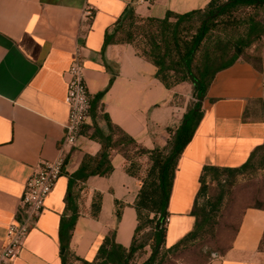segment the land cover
Masks as SVG:
<instances>
[{
    "label": "crops",
    "instance_id": "crops-1",
    "mask_svg": "<svg viewBox=\"0 0 264 264\" xmlns=\"http://www.w3.org/2000/svg\"><path fill=\"white\" fill-rule=\"evenodd\" d=\"M208 1L0 0V248L8 225L23 215L20 199L35 163L57 155L69 113L64 73L77 48L91 98L81 136L12 264H62L59 225L70 213L69 204L77 208L67 241L69 254L92 261L107 236L129 246L137 225L133 203L141 182L125 171L124 154L112 149L109 175L75 180L69 186V175L83 155L101 149L100 142L83 129L96 122L107 132V117L137 144L154 148L166 144L168 127L179 123L184 112L171 102L173 90L159 80L150 60L131 43H106L105 35L113 32L130 7L141 17H163L167 9L181 13ZM87 6L93 12L88 25L80 21ZM259 55V68L238 57L219 70L200 99L202 117L174 171L165 248L195 224L191 211L203 166L238 167L264 142V37ZM95 192L101 194L96 217L91 212ZM263 242L264 208L247 206L229 246L190 264H264Z\"/></svg>",
    "mask_w": 264,
    "mask_h": 264
},
{
    "label": "trees",
    "instance_id": "trees-1",
    "mask_svg": "<svg viewBox=\"0 0 264 264\" xmlns=\"http://www.w3.org/2000/svg\"><path fill=\"white\" fill-rule=\"evenodd\" d=\"M263 9L264 0H209L204 7L185 12L180 13L167 9L163 17H141L130 7L123 17L117 21L113 32L105 35L106 43H131L137 52L157 67V77L165 87L172 88L179 82L190 80L196 90L197 100L193 106L183 113L179 125L174 129L168 127V130L171 131V137L168 141L167 148L169 151L166 155L163 154L162 148H146L137 144L132 137L114 127L107 117H105L107 132H104L96 122H93L91 126H87L85 130L83 129V133L100 142L101 149L95 155L89 153L83 155L78 168L69 175V186L75 180L86 181L90 176L109 175L113 170L110 157L111 150L121 151L127 160L125 171L137 177L141 182L133 203L137 215V225L128 247L107 236L99 246L94 260L78 259L69 254L67 249L70 231L77 217L76 206L72 205L70 207L69 204L70 213L61 217L59 225V234L63 242L61 248L64 249L61 254L62 264H161L164 256L184 251L189 247L190 243L194 242L200 232L208 225L218 233L222 224H219V221L214 223L213 217H215L214 214L217 213V209H220V215L223 211L220 204H222L223 199L224 179L221 180L220 177H232L242 172L249 164L251 165V159L255 152L264 149V142L238 167L203 166L196 199L206 193L205 178L207 176L218 179V197L215 203H210L209 209L199 207L195 199L191 211L195 216L193 228L174 244L164 248L163 253L157 259L165 239V226H163V223L167 215L177 159L191 140L202 117L200 98L205 96L214 75L219 70L233 64L238 57H242L259 68L261 59L259 46L264 37V21L259 19L258 15ZM127 21L130 25L127 28L128 30L123 28ZM223 26H227L230 31L221 34L218 29H225ZM216 30L219 34L215 33ZM120 33L122 35L118 38L117 36ZM137 36L141 38L140 43L144 46L141 51L137 49L134 43ZM256 45H258L257 52L250 53L251 55L248 54L247 50ZM199 54L203 56L201 62H198ZM90 129L92 131L88 133ZM143 154L148 155L151 164L147 173L141 175L137 174L135 170L138 166L137 160H140ZM100 203L101 194L95 192L91 208L94 217L97 216ZM248 206L264 208V205L258 204ZM116 214L118 217L120 216L119 208L116 209ZM151 214L153 215L151 216ZM238 221L234 227V232ZM146 229L152 230V243H150L152 251L150 256L143 262L137 263L140 252L147 245V242L143 239L144 237L139 238L143 230ZM232 237L233 235L228 245L223 249H212L206 243L201 248V252L205 256L194 263L201 262L215 252H223L229 246Z\"/></svg>",
    "mask_w": 264,
    "mask_h": 264
},
{
    "label": "rangeland",
    "instance_id": "rangeland-1",
    "mask_svg": "<svg viewBox=\"0 0 264 264\" xmlns=\"http://www.w3.org/2000/svg\"><path fill=\"white\" fill-rule=\"evenodd\" d=\"M258 17L261 20L264 18V9L260 11ZM129 26V21H127L125 26L123 25V28L127 29ZM223 27H225V29H218L221 34H226L228 31H230L227 26ZM218 31L216 30L215 33L219 34ZM121 35L122 33H120L117 37L119 38ZM140 39L141 38L137 36L134 42L139 51H141L144 47L143 44L140 43ZM257 48L258 45L248 49V54L256 53ZM202 57L203 56L199 54L198 62L202 61ZM171 90H173L171 93V102L177 107L181 108L183 112L187 111L191 106H193L197 100L195 95L196 90L194 89V85L190 80L175 84L172 86ZM179 123L174 125L172 129L179 125ZM167 132L169 133V137L166 144L155 146L162 148L164 155H166L169 151L167 147L168 141L171 137V131L167 129ZM251 162V165L249 164L242 172L237 173L232 177H220L221 180L224 179L222 187L223 199L222 204H220L221 208H223V211L220 215V209H217V213L214 214L215 217H213L214 223L219 221V224H222L218 233L215 232L214 228H211L208 225L200 232L198 238L194 242L190 243L189 247L184 249V251L174 252L164 256L161 260V264H190L199 261L205 256L202 254L201 248L206 245V243H208L212 249L225 248L228 245L231 236L233 235L234 227L243 208L251 204L264 205V149L257 150L253 155ZM137 164L138 166H136L135 172L137 174L143 175L147 173L151 161L148 155L143 154L140 157V160H137ZM205 181H207V188L205 189L206 193L200 195L196 199V202L199 207H205L209 209L210 205L215 203V200L218 197V179L208 176L205 178ZM152 215L153 214H151V216ZM163 226H165V224ZM149 229L143 230V233L140 234L141 236H139V238L144 237L143 239L147 242V245L140 252L137 263L143 262L151 254L152 248L150 243H152V230ZM164 248V245H162V249L159 250L157 259H159L160 255L163 253Z\"/></svg>",
    "mask_w": 264,
    "mask_h": 264
},
{
    "label": "built area",
    "instance_id": "built-area-1",
    "mask_svg": "<svg viewBox=\"0 0 264 264\" xmlns=\"http://www.w3.org/2000/svg\"><path fill=\"white\" fill-rule=\"evenodd\" d=\"M150 3L152 0H140ZM93 16L92 7L84 8L80 21L86 25ZM67 89L65 102L69 107L64 134L59 142L57 155L51 160L40 159L26 179L20 199L23 215L12 221L6 231V242L0 248V264H12L19 255L29 229L37 222L45 207V199L54 188L65 163L69 150L75 146L81 136V129L89 115L90 94L87 89L84 66L80 49H75L73 59L65 71ZM169 221L168 215L164 224Z\"/></svg>",
    "mask_w": 264,
    "mask_h": 264
},
{
    "label": "water",
    "instance_id": "water-1",
    "mask_svg": "<svg viewBox=\"0 0 264 264\" xmlns=\"http://www.w3.org/2000/svg\"><path fill=\"white\" fill-rule=\"evenodd\" d=\"M186 70H187V72H188V68L186 67ZM200 99H202V98H200ZM64 249H62V251H63Z\"/></svg>",
    "mask_w": 264,
    "mask_h": 264
}]
</instances>
